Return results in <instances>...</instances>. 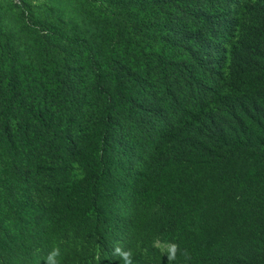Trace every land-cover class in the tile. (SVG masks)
Returning a JSON list of instances; mask_svg holds the SVG:
<instances>
[{
    "label": "trees",
    "instance_id": "1",
    "mask_svg": "<svg viewBox=\"0 0 264 264\" xmlns=\"http://www.w3.org/2000/svg\"><path fill=\"white\" fill-rule=\"evenodd\" d=\"M101 5L112 28L100 51L54 27L57 43L38 45L39 69L0 47V161L13 159L6 205L23 192L29 209L70 219L78 236L99 243L94 264H105L117 221L133 216L138 234L147 218L142 245L157 233L174 246V264H264V171L196 185L199 172L238 155L264 168V0ZM65 178L77 185L61 197ZM209 193L249 209L240 221L252 235L186 256L182 237ZM36 225L27 221L17 238L33 239Z\"/></svg>",
    "mask_w": 264,
    "mask_h": 264
},
{
    "label": "rangeland",
    "instance_id": "2",
    "mask_svg": "<svg viewBox=\"0 0 264 264\" xmlns=\"http://www.w3.org/2000/svg\"><path fill=\"white\" fill-rule=\"evenodd\" d=\"M102 1L0 0V47L7 45L11 54L21 64L39 69L43 66V61L38 45H44L46 42L57 43L48 34L49 28L54 27L61 30L68 39H84L94 50L100 51L107 42L112 28L101 15ZM58 45L62 46L61 43ZM30 157H33L31 163H36L33 153ZM21 159L22 156L18 155L17 160ZM12 162L10 156H3L0 161V222L5 231L0 233V264L97 262L101 255L99 243L88 242L78 236V230L69 226L70 219L55 222L53 217L51 219V211L29 209L27 197L23 192L17 193V204L6 205L8 200L2 195L1 185ZM250 170L261 172L264 168L249 155H238L218 169L199 172L197 174L199 182L196 185L202 188V184L213 183L223 176ZM73 182L74 178L71 181L69 178L63 179L61 197L66 196V193H74L73 189L77 184ZM212 197L213 195L210 196L209 193L201 200L206 204L199 207L198 222L182 237L186 256L214 248L229 249L241 234L246 238L252 235V229L240 221L244 212L250 211L249 209H240L242 207L234 202L225 203L226 198L219 197L212 201ZM146 199L147 204L151 206L148 208V214H151L153 206L154 208L157 206L156 200L152 194H148ZM107 201L105 200V210L108 211L110 206ZM121 201L124 202L123 199ZM133 217L117 221L115 238L110 243L103 262L174 264L176 261L174 246L155 233L150 239H146L147 242H151L149 248H146L142 245L141 238H145L149 231L147 218L141 225L143 232L138 234L137 230L140 227L136 225V219ZM30 220H35L37 224L34 238L18 239V234L24 231L25 224Z\"/></svg>",
    "mask_w": 264,
    "mask_h": 264
}]
</instances>
